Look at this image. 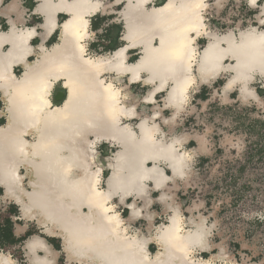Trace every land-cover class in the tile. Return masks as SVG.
<instances>
[{"label":"bare ground","instance_id":"bare-ground-1","mask_svg":"<svg viewBox=\"0 0 264 264\" xmlns=\"http://www.w3.org/2000/svg\"><path fill=\"white\" fill-rule=\"evenodd\" d=\"M154 1L114 0L106 5L102 0H37L41 33L15 27L0 31L5 117L0 126V186L18 204L22 218L37 221L45 234L60 236L69 261L232 264L221 252L198 258L197 248L210 250V228L204 219L183 221L180 207L168 203L169 183L188 175L190 155L179 150L186 136L165 142L148 119L134 124L136 110L125 105L116 80L149 87L144 98L148 105L163 93V107L173 116L188 104L191 91L221 75H229L222 100L236 89L240 101L259 102L252 86L259 79L264 87V29L250 26L218 35L207 30L208 0H164L158 6ZM245 1L264 14V0ZM111 5L121 6L117 14L124 44L104 55L88 54L90 19ZM59 14L65 19L57 23ZM56 29L57 42L45 46ZM35 36L40 37L37 46L30 44ZM204 36L208 42L199 49L197 40ZM133 51L139 57L130 62ZM18 63L23 68L19 77L12 72ZM58 83L65 95L53 105L50 97ZM104 142L118 150L103 179L95 159ZM151 191L160 193L157 201L166 204L169 217L147 238L121 217L117 204H126L130 219L140 217L136 201L152 200ZM149 240L158 247L152 256L146 251ZM27 247L30 253L40 249L45 254L34 257L35 264H51L42 239L34 237ZM0 264L12 261L0 253Z\"/></svg>","mask_w":264,"mask_h":264},{"label":"rangeland","instance_id":"rangeland-1","mask_svg":"<svg viewBox=\"0 0 264 264\" xmlns=\"http://www.w3.org/2000/svg\"><path fill=\"white\" fill-rule=\"evenodd\" d=\"M113 1L102 0L106 5ZM163 1L153 3L158 6ZM207 4V30L218 35L232 31L229 29L230 15L234 18L235 12H240L242 16V11L249 9L245 0H223L218 7L214 0H208ZM120 9L121 6L111 5L105 13H98L103 26L96 31L94 25L93 31L90 29L88 54L104 55L124 44L121 38L120 46L107 40L116 35L115 29L109 30V22L118 20ZM240 15L238 22L246 19ZM101 22L98 19V23ZM239 27V30H245L250 26L243 22ZM207 42L205 36L201 37L197 40V47L202 49ZM138 57L133 51L129 53L128 60L133 62ZM226 76L224 82L217 79L210 85L191 91L188 104L176 116L164 109L163 93L148 105L144 98L150 93L149 87L140 83L129 84L125 78L116 80V86L121 90L125 105L136 110L134 124L148 119L150 124L160 128L165 142L186 136L179 150L190 155L188 175L169 183L166 191L168 203L176 202L183 206L205 204L197 211L204 218L199 216L194 221L204 219L210 233L213 230L212 241L218 248L215 253L221 252L232 264H264V113L260 109V100L240 101L236 89L222 100L219 88L229 77ZM257 82L261 84L260 80ZM200 145L202 149H199ZM117 150V146L107 142L97 150V163L103 168V179L109 172L105 165L112 161ZM159 197L157 192L154 199ZM196 206L192 208L196 209ZM192 208L187 212L192 213ZM181 211L183 221H187L184 209ZM168 217L166 213L157 219L158 223L166 224Z\"/></svg>","mask_w":264,"mask_h":264},{"label":"crops","instance_id":"crops-1","mask_svg":"<svg viewBox=\"0 0 264 264\" xmlns=\"http://www.w3.org/2000/svg\"><path fill=\"white\" fill-rule=\"evenodd\" d=\"M13 0H0V31H6L11 27L15 28H34L37 32L41 33L40 25L43 22L41 14L35 12V8L37 7V0H16V6L13 8H9V5ZM261 4H259L260 6ZM249 9L246 11H242L244 15H240V12H235L234 18L230 15L229 20V29L233 32H236L239 29V24L247 23V26H253L257 29H264V14L261 13L259 7H251L247 5ZM119 12V11H118ZM117 12V13H118ZM245 17L246 19L242 22L237 21V17L239 16ZM99 14H95L90 19V29L93 31V25L96 26L94 30L102 29L103 23ZM101 16L103 14H100ZM117 15V14H116ZM98 17V18H97ZM118 18V15H117ZM63 19H65V15L59 14L57 16V23H60ZM98 19L99 22L98 23ZM109 22L110 27L109 30L115 29L116 35L113 38L107 39L108 43H118V46L122 44L120 38L123 33V25L119 20L116 19ZM249 23V24H248ZM105 31V30H104ZM57 33V34H56ZM58 40V29H56L51 36L44 42L45 46L50 47L55 44ZM102 41V40H101ZM40 43V37L35 36L34 39L30 41V44L33 46H37ZM4 48H6L4 46ZM117 48V47H116ZM33 56H29L28 60H33ZM22 66L20 63L16 64L12 68V72L16 76H20L22 73ZM226 75L219 76L218 79H222L223 82L226 79ZM259 81V79H258ZM253 91L256 94L257 98L260 100V109L264 113V87L256 82L253 84ZM64 89L61 87V83L54 85L52 94H51V102L53 105L59 104L61 98L64 97ZM219 92H221V87L219 88ZM58 94H61V98L57 99ZM5 123V117L2 114V105L0 100V126ZM103 145V144H102ZM101 145V146H102ZM100 146V147H101ZM99 147V148H100ZM97 163V157L95 159ZM98 164V163H97ZM110 163H107L105 168L108 167L110 170ZM156 191H151L152 200H148L146 202L136 201V205L139 206L142 210L140 217H133L130 219V211L127 209L126 204L121 205L117 204V209L120 212L121 217L124 220L129 219L128 224L138 232V234L144 237H150L153 233L156 225H159L157 219L164 217L166 212V204L154 199V195ZM176 202H172L174 204ZM145 204V205H144ZM181 210L184 209L183 214L186 217L187 221L190 219L198 220L199 216L203 217L198 210L204 208L205 204L203 203H193L187 206H183L181 203H176ZM194 205L196 209L192 208ZM192 208V213L187 212V209ZM197 212V213H196ZM162 221L161 223H164ZM44 228L39 225V223L35 220L24 219L21 217L20 209L18 204L11 198H8L4 194L3 188L0 186V253L10 259L12 264H35L33 258L37 259L44 257L43 250H36L33 253L28 251L27 243L32 240L34 237H38L43 240L44 244L49 249L48 258L51 261V264H81L76 261H69L66 257V254L62 248V240L60 236L54 231L53 234H45ZM213 230L208 236L209 242H211L210 250L199 249L197 248L196 255L198 258H206V256H210L211 254H216V246L213 243ZM40 236V237H39ZM152 242V243H151ZM210 245V243H209ZM158 247L153 240H149L146 245V251L148 255L152 256ZM218 250V248H217ZM200 252V253H199ZM205 252V253H204Z\"/></svg>","mask_w":264,"mask_h":264},{"label":"water","instance_id":"water-1","mask_svg":"<svg viewBox=\"0 0 264 264\" xmlns=\"http://www.w3.org/2000/svg\"><path fill=\"white\" fill-rule=\"evenodd\" d=\"M62 99V98H61Z\"/></svg>","mask_w":264,"mask_h":264}]
</instances>
